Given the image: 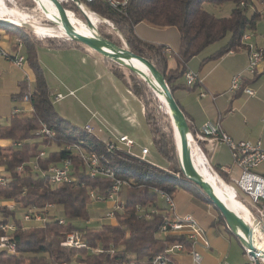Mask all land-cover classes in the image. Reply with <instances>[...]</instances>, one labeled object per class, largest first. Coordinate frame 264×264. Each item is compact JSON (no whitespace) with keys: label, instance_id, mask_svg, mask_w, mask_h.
Returning <instances> with one entry per match:
<instances>
[{"label":"trees","instance_id":"16d2710c","mask_svg":"<svg viewBox=\"0 0 264 264\" xmlns=\"http://www.w3.org/2000/svg\"><path fill=\"white\" fill-rule=\"evenodd\" d=\"M79 1L82 4L80 7L91 17L96 27L101 19L102 24H100L107 25L117 35L113 38L112 35L101 32L104 38L117 46L122 45L121 39L124 47L132 53L148 59L162 73L172 94L175 82L184 76L187 70L186 64L191 58L218 42L226 43L209 56L208 60H217L229 51L244 48L243 36L255 31L256 21L261 16L260 12L254 9L250 15L246 14L250 0H127V5L122 12L110 7L106 0ZM71 3L74 4L72 1ZM226 3L232 5L227 17H218L204 8V4ZM63 5L66 9V5L64 3ZM66 10L74 14L73 11ZM140 22H146L157 28L177 29L178 48L175 53L170 54L175 60V68L168 67L169 60L164 51L165 45L146 42L136 35L134 28ZM10 23L13 25L0 22V31H4L11 38L13 51L18 50L16 40L21 43L25 50L24 55L26 53V61L34 73L35 82L29 99L30 111L27 114L26 112L14 113L8 118L6 124L0 125V165L12 174L8 184L0 185V223L15 224L16 229L12 236L17 251L16 255L0 253V264H59L63 261L68 264L122 262L146 264L150 258L161 253L166 244L174 241V238L169 236L162 239L157 236L159 226L168 216L165 205L158 200V192L168 194L174 200V194L180 187L197 199L209 205L211 203L195 184L184 177L179 161L175 168H172L169 163L167 167H158L128 154L125 150L107 152L103 141L85 132L80 126H75L60 117L53 107L52 97L43 79L42 70L37 64L33 48L34 40L27 38L29 36L18 27L20 25ZM49 41H55L59 46L76 43L66 38L63 40L50 38ZM117 74L122 77L121 73ZM138 82L141 88L135 83L130 84V87L143 103L147 128L150 130L154 146L169 162L172 154L171 142L166 139L163 132L157 129L158 127L154 126L146 96L142 91L145 85ZM22 94L21 91L14 99H21ZM161 102L164 104L163 101ZM165 108L167 111L166 106ZM42 124L55 132L53 138L38 137L35 134L41 129ZM4 141L9 143L1 144ZM16 143L20 144L16 145ZM74 143L80 145L86 152L102 155L104 158L102 163L113 172V178L124 182L119 192L124 208L114 213L113 223L103 222L91 227L87 223L90 219L88 205L93 203L90 192L107 199L113 179L89 178L84 171L82 161L77 156L60 149ZM41 150H44L46 154L42 159L37 158L42 170L69 158L74 179L51 187L47 177L33 171L30 166L31 160L37 157ZM20 166L23 170L18 172L16 169ZM217 185L236 198L234 190L227 183H217ZM3 200H12L21 209L31 206L44 208L47 204H54L59 215L65 218V223L59 224L55 216H52L51 220L40 226H24L15 211H9L1 205ZM152 203L156 212L151 218L147 219L137 214L138 206L147 207ZM212 208L215 209L216 216L210 219L209 226L218 227L219 224L226 226L220 212L213 205ZM237 214L242 215L240 211H237ZM71 220L83 221L84 225L73 224ZM71 231L83 232L89 247L92 248L98 244L102 252L92 253L88 249L76 250L63 247L61 242ZM3 233L0 230V236ZM260 236H262L261 232ZM259 243L264 247V238L259 240Z\"/></svg>","mask_w":264,"mask_h":264},{"label":"crops","instance_id":"0c3cea01","mask_svg":"<svg viewBox=\"0 0 264 264\" xmlns=\"http://www.w3.org/2000/svg\"><path fill=\"white\" fill-rule=\"evenodd\" d=\"M134 29L141 40L168 46L174 53L178 48L179 33L174 27L157 28L140 22ZM246 35L247 38L242 40L244 48L229 51L217 60H208V57L223 47L225 41L212 44L191 58L186 64V69L196 72L201 81L194 84V88H188L184 85V77H181L175 82L173 96L187 119L191 134H196L204 122L211 121L219 124L232 140H260L264 149V61L254 77L246 76L241 81L242 86L254 91V97L246 95L241 89L231 90L233 76L247 67L249 45H254L264 53V40L255 38L252 42L251 33ZM10 39L8 34L0 31V52L9 53V58L0 54V125L6 124L16 108L20 109L19 104L14 101L19 99L14 98L21 91L24 92L26 76L32 88L35 82L31 67L27 65L18 67L13 63L12 57L15 53L24 55L25 50L21 45L19 50L13 51ZM33 48L37 64L42 70L43 79L52 97L53 107L54 104L59 106L54 109L60 117L75 126L81 127L79 124L83 123L91 125L88 123L91 116L88 108L93 109L95 106L98 116L101 117L99 118L109 126V131L113 130L117 134L115 138L125 136L132 140V151L134 154H140L141 148H145L143 141L148 136L151 138V133L147 128L143 103L133 93L126 71L115 62L79 43L59 46L55 41L36 40ZM167 56L168 67L175 68L173 56L169 54ZM24 58L26 59V53ZM116 72L121 73L122 77ZM57 94H61L63 100H56ZM60 101L65 105H60ZM26 104L21 110H30L29 103ZM93 124L99 126L100 123L93 120ZM107 132L105 130V134ZM109 138L107 137L105 142L115 141ZM4 143L9 142H1ZM199 147L201 150L205 149L202 152L212 169L211 171L206 165L201 152L191 144L192 161L201 176L211 182L215 179L213 177L215 173L221 179V184L225 182L224 180L230 183L237 178V170L232 166L230 152L225 144L210 145L200 142ZM148 153L149 151L144 159L156 165L157 163L147 159ZM258 167L256 172L264 173V162L260 164V168ZM221 168L226 171H222ZM210 213L211 218L216 216L214 211ZM208 227L212 228L209 225ZM213 228L229 231L223 224ZM260 228L264 232V203ZM209 239L211 248L210 251L203 252L202 264L221 262L243 264L246 261L245 258L241 262L225 259L227 247L231 245L227 238L216 235L209 236Z\"/></svg>","mask_w":264,"mask_h":264},{"label":"built area","instance_id":"2783aa9c","mask_svg":"<svg viewBox=\"0 0 264 264\" xmlns=\"http://www.w3.org/2000/svg\"><path fill=\"white\" fill-rule=\"evenodd\" d=\"M91 1V0H86ZM110 7L116 9L117 11H124L127 0H106ZM250 6L254 9L252 2L257 4L260 8L259 12H264V0H250ZM243 6V3H241ZM247 35L243 36L242 40H245ZM18 42V50L21 47V43ZM166 54H171L173 52L171 48L166 46ZM0 54L9 58V53L1 51ZM24 55L22 53H15L12 57L13 63L21 67L24 63ZM264 61V53L257 49L254 45H249L248 47V64L244 71L233 76L231 82V90H239L250 97H254V91L247 87L242 86L241 81L244 77H254ZM184 84L187 87H192L194 84L201 81L198 74L191 70H186L184 73ZM24 83L25 90L22 94V100L29 103V99L32 96L33 88L29 83V79L26 76ZM203 95V93L201 94ZM61 94H57L55 97L56 100L62 99ZM30 110H21L16 108L13 112H29ZM264 120V119H263ZM85 132L94 135L93 129L89 124L83 125L81 127ZM38 137H49L53 138L55 132L52 129H49L45 124H42L40 130L35 133ZM194 146L199 152H201L204 161L208 168L212 171L210 166L207 163L202 150L199 147L200 142H206L207 144L214 145L215 143L225 144L227 149L230 152L232 159V166L237 170V178H234L233 184L231 186L232 190L235 192V197L242 203L244 206L250 210L254 216L260 222L262 217V209L264 203V175L258 174L256 168L264 162V149L262 148L260 140L251 141V140H239L234 141L220 128L219 124L213 123L211 121H206L200 125L199 130L196 134L190 135ZM100 140V139H99ZM102 141V140H101ZM106 145V151L112 152L115 150H125L128 154L137 157L141 160H145L144 157L147 155V149L141 148L140 154H134L132 151L133 141L128 139L125 136L115 138V141H103ZM20 143H16L19 145ZM66 152H69L72 155H75L83 163L84 171L89 176V178L103 177V178H112V184L110 187V193L108 198H102L95 196L93 192H90L93 203H108L110 206L104 212L103 216L98 217L96 224H101L103 222L115 221L114 213L116 211H122L124 208V202L119 198V192L124 186V182L119 179L113 178V172L108 169L102 162L104 158L102 155L94 154L93 152H86L80 145L68 144L60 148ZM45 151L41 150L39 155L35 157L30 162L32 170L39 173L41 176H46L48 183L51 187H56L64 183H68L73 180L72 176V167L69 158L49 165L46 170L40 168L37 158L40 159L45 157ZM18 172H21L22 167L16 169ZM224 171V168H221ZM226 171V170H225ZM228 172V171H227ZM12 179V174L5 169L4 166L0 165V185L8 184ZM239 191L243 196L247 198V202L243 199L238 198ZM158 200L160 203H163L166 208L168 216L165 217L164 221L159 226L157 236L159 239L169 236L174 238V241L166 244L165 248L161 253L156 254L154 257L146 264H202L203 262V252L208 251L211 248L210 242L208 240L206 230L197 222V220L192 217L190 214L179 215L176 213V207L172 196L158 192ZM2 206H5L9 211L21 210V222L24 226H40L46 221L52 219V216H55V219L59 224H64L65 220L59 215L54 204H47L44 208H37L31 206L27 209L19 208L18 204L14 201H2ZM156 212L153 207V203L147 207H137V214L141 217L147 219L151 218L152 214ZM91 219L88 220V224ZM90 225V224H89ZM16 226L13 222L10 223H0V230L4 233L0 236V253H6L9 255H16L15 242L12 236V233L15 231ZM61 245L66 248L71 249H88L92 253L102 252L100 246L97 244L95 247L90 248L87 242V239L84 237V233L81 231H71L65 235L64 240L61 242ZM249 250L244 249L246 254V261L243 264H264V258L261 256L253 258L248 255ZM59 264H68V262L63 261ZM113 264V263H112ZM115 264H134V262L126 263H115ZM220 264H228L227 262H221Z\"/></svg>","mask_w":264,"mask_h":264},{"label":"rangeland","instance_id":"374dc122","mask_svg":"<svg viewBox=\"0 0 264 264\" xmlns=\"http://www.w3.org/2000/svg\"><path fill=\"white\" fill-rule=\"evenodd\" d=\"M3 3V4H2ZM63 3L66 5V9H69L73 11L74 15L80 19L83 20V17L78 11L79 9L75 4L71 3L69 0L63 1ZM254 5V10L256 12L260 11V8L252 2ZM5 7L7 10L12 13L11 15H6V14H1V9H0V20H5L8 21L9 23L11 22V19H18L21 20L25 25L18 26L21 30H23L27 36L28 39L30 40H63L65 38L61 37L63 36L59 30L55 28V25L49 20V18L41 11V9L38 8L36 5V2L33 0H0V8ZM204 8L210 12L213 13L214 15L218 17H227L229 16L232 5L229 3L222 4V5H211V4H204ZM11 9V10H10ZM253 12V9L249 7L246 11L247 15H250ZM261 16L260 18L256 21L255 25V31L251 33L252 37V42L255 40V38H259L261 41L264 40V12H260ZM93 21V20H92ZM101 19L100 22L97 24V30L100 35L101 32L110 34L112 35L113 38H115L117 35L116 33L107 25H101ZM72 24V23H71ZM28 25V26H27ZM30 26V27H29ZM73 26V25H72ZM75 31L77 32V28H74ZM7 34V33H6ZM45 35L48 36H59V37H46ZM103 36V35H102ZM119 37V36H118ZM120 39V37H119ZM122 42V45L124 47V42L123 40L120 39ZM27 65V67L30 68L29 63L24 60L23 66ZM23 68V67H22ZM121 69L123 71H126L128 74V80L130 84L135 83L139 88H141V84L138 82H142L145 86L142 88V91L144 95L146 96V100L150 109V117L152 118L153 124L155 127H158L157 129L163 132L166 135V139L170 140L171 142V155H170V161L162 156L160 154L156 147L154 146L151 138L148 136L146 140L143 141V144L145 145V148L147 151H149L147 159L157 163L156 166L158 167H167L168 163L172 168H175L178 166V159H177V152L175 148V141L173 137V131H172V125H171V120L170 117L166 111V108L164 104L160 101L158 98L156 92H154L151 88H149L148 84L145 83L142 79H140L136 74L130 72L127 68L121 66ZM145 71V68L141 69ZM160 94V93H159ZM63 100V99H62ZM16 101L20 109L26 104L22 99L19 100H14ZM60 105H65L63 104V101H60ZM55 109L59 108V106H56L54 104ZM95 106L93 109L88 108L89 113L91 114L90 116V123L91 127H93V135L94 137L105 141L107 137H110L109 140H114L117 134L111 130L109 131V126H107L106 122L101 120L100 116H98ZM56 111V110H55ZM100 117V118H99ZM94 121H99V126L93 124ZM84 121V120H83ZM98 123V122H97ZM81 125V127L84 125ZM105 130L108 131L105 134ZM108 134V135H107ZM53 150L55 148H52ZM203 151H205L204 148H202ZM155 165V164H154ZM260 168V165L259 167ZM261 174L264 175L262 172ZM232 177V175H230ZM225 183L228 184L227 180H224ZM230 185L234 187L233 181H230ZM177 193L174 194V204L176 207V213L178 214H185V213H190L192 217H194L197 222L206 230V234L208 237V240L210 242L209 236H216V235H221L225 238L228 239L229 247H227L226 251V260L231 259L232 261H239L241 262L243 258L246 259V254L244 253V247L240 244L238 239L229 231L224 232L222 230H219L217 228H211L208 227L209 225V218H211L212 214L210 212L214 211L215 209L212 208V204L209 205L204 201H201L197 199L193 194L184 191L182 188L178 187L177 188ZM238 192V198L243 199L245 202H247V198L243 196L239 191ZM110 205L108 203H91L88 205V214L89 218L91 219L90 225L94 226L97 221L98 217L103 216L104 212L107 210V208ZM21 210H17V217L21 216ZM1 214V213H0ZM61 215V214H60ZM63 217V215L61 216ZM73 224L76 225H84L83 221L80 220H71ZM210 234V235H209ZM238 243V244H237ZM211 245V243H210ZM210 251V249L208 250ZM244 253V254H243Z\"/></svg>","mask_w":264,"mask_h":264},{"label":"water","instance_id":"95a60500","mask_svg":"<svg viewBox=\"0 0 264 264\" xmlns=\"http://www.w3.org/2000/svg\"><path fill=\"white\" fill-rule=\"evenodd\" d=\"M50 1L56 9L55 12L58 13L61 25L66 33L65 38L67 40L82 44L112 62L127 68L130 72L136 74L140 79L147 83L149 88L153 91L156 89L163 96L165 106L171 113L169 117L172 124L173 137L175 132L174 130L177 132V141L175 138L174 141L175 148L179 151L178 161L182 174L186 179H189V181L195 184L203 192L207 200L220 212L230 232L238 239L244 249L249 250L248 255L253 258H257L259 256L264 258V247H259V245H257L259 240L264 238V232L260 228V222L258 219L248 209L250 221H245L243 217H240L237 213H235L229 204H226L217 195V192H215L211 183L202 178L194 166L188 140L191 135L190 127L162 73L157 70L156 67L145 57L132 53L126 47L117 46L113 42L104 38V36H101L98 33L96 25L92 23L86 13L80 8V5L82 4L79 0L69 1L74 2L75 6L79 9L78 11H80L85 23L93 32L91 36L76 33L68 18L67 11L64 8L63 0ZM0 22L8 23L9 25L12 24L5 20H0ZM51 22L54 25L56 24L52 20ZM128 59L135 60L136 62L142 64L148 72L144 73L143 70L126 63V60ZM257 230H260L262 236L255 234Z\"/></svg>","mask_w":264,"mask_h":264},{"label":"bare ground","instance_id":"6f19581e","mask_svg":"<svg viewBox=\"0 0 264 264\" xmlns=\"http://www.w3.org/2000/svg\"><path fill=\"white\" fill-rule=\"evenodd\" d=\"M36 2V5L38 6L39 9H41V11L49 18V20L51 21H54L56 24H55V28L57 30H59L61 32L62 35L66 36V33L64 32V29L61 25V21L59 19V16H58V13L55 12L56 9L55 7L53 6L52 3H50V0H33ZM3 4V3H2ZM83 11L84 9L82 7H80ZM1 14H6V15H11L12 13H10L7 8L5 7H1ZM11 10V9H10ZM67 11V10H66ZM85 12V11H84ZM86 13V12H85ZM0 14V15H1ZM67 14H68V18L70 20V22L72 23V27L73 29L74 28H77V32L76 33H79V34H83V35H92V30L87 26V24L85 23L84 20H80L78 19L74 14L70 13L69 11H67ZM87 17L92 21L91 17L86 13ZM11 22L13 23H16L20 26L22 25H25L21 20H18V19H11L10 20ZM92 23L94 24V22L92 21ZM28 26V25H27ZM30 27V26H29ZM75 30V29H74ZM126 63H129L130 65L136 67V68H139V69H143L145 68L142 64L136 62L135 60H126ZM144 71V70H143ZM145 72H148L147 69L145 68ZM155 92L159 95V97L161 98V101L164 102L165 104V101H164V98L161 94H159V92L154 89ZM168 111V109H167ZM169 115L171 114L169 111H168ZM174 127V126H173ZM175 128V127H174ZM174 138L175 140L177 141V132L176 130H174ZM189 140V145L191 147V144H192V147L195 148L193 142H192V139L191 137L189 136L188 138ZM176 151H177V157L179 159V151L177 150L176 148ZM191 156L193 157V155L191 154ZM201 175V174H200ZM215 179L211 180V182L207 179H205L204 176H202L203 179L207 180L209 183H211V185L213 186L215 192H217V195L226 203V204H229V206L231 207V209L235 212V211H240L242 213V215H239L240 217H243V219L245 221H250V214L247 210V208L244 206V204H242L240 201H238L236 198H234L232 195H230L229 193H227L226 191H224L219 185H217V183H221V179L214 173V176H213ZM236 213V212H235ZM256 235H260V230H257L255 232ZM259 247H262L260 245V243L258 242Z\"/></svg>","mask_w":264,"mask_h":264}]
</instances>
